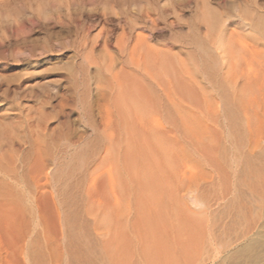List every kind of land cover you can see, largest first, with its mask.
Segmentation results:
<instances>
[{"label": "rangeland", "instance_id": "374dc122", "mask_svg": "<svg viewBox=\"0 0 264 264\" xmlns=\"http://www.w3.org/2000/svg\"><path fill=\"white\" fill-rule=\"evenodd\" d=\"M258 7L264 0H0V207L18 231L0 242V264H148L153 221L191 225L193 252L180 264H250L240 254L264 242L263 77L229 99L233 111L209 90L197 107L171 108L175 126L151 117L163 133L150 165L164 208L124 167L128 134L113 103L133 49L190 64L195 36L214 49L212 19L239 23Z\"/></svg>", "mask_w": 264, "mask_h": 264}, {"label": "bare ground", "instance_id": "6f19581e", "mask_svg": "<svg viewBox=\"0 0 264 264\" xmlns=\"http://www.w3.org/2000/svg\"><path fill=\"white\" fill-rule=\"evenodd\" d=\"M220 23L219 21L212 19L211 24H209L210 33H213L215 30L217 31H215V34L219 33V36L215 41H213L214 49H208L197 36H195L190 43H187L188 46L195 48L190 53L189 51L186 53L188 59L185 60L190 64L184 62V65L181 64L178 66V63L173 66L172 60H169L168 58H166L168 60H157L151 55V53L147 51V49H133L128 55V58L126 57L128 60H126V62H124L125 59L122 60V64L120 63V59L119 63L123 65H118L121 73L120 75L126 74L128 76L118 84V87H116L118 89V94L115 95L116 100H114L113 103V108L119 116L118 124L121 127L123 126L128 134V139H126L127 146L125 145L126 150H124L125 152L123 153L125 155L124 157H127V159L123 158V155L121 158L126 160V166L124 165V167H129L128 170H126L128 171V175L131 174L132 176V178H129L138 180V188H136V186L133 188H136L137 192L139 190L143 191V193H146L147 199L148 197L150 198L149 194H152L154 190L157 191L154 192V194H159L161 191L165 192L164 189H166L163 188V185H161V182H159L162 179L156 182L157 185L154 184L155 186H153V183L156 181L154 180L155 171L153 172L150 163L152 164L153 162L155 164V160L150 162V151L153 142H157L154 143L155 147L156 144L158 146L160 145L158 144L159 142H163L161 140L163 133L160 128L156 129L157 127H154L156 126V122H154L151 117L160 116V120L162 118L164 119V124L175 126V122L177 121H174L171 108L179 115V113H182V110L184 111L186 107H197V97L199 100L201 97H207L209 90L210 92H214L213 95H217L223 99V105L225 108H227V110L231 109V111H233L236 107L239 108V106L237 105V101L235 104H233L235 101L229 102V99L232 97L239 98L238 95H244V93H247L246 89H252L253 85L257 83V79H260L261 76L264 79V10L261 7L252 10L249 16L240 18L239 23L232 22L230 25H220ZM102 45L103 49L107 51L106 39L103 41ZM122 50L123 49H120L119 51ZM112 57L113 56L109 58V61L111 62L108 61L111 63V65L108 63L106 68H108L109 65L111 68L115 66L114 62H112ZM117 62L118 61H116V64ZM179 68L183 69L181 70ZM113 70L114 69H112V71ZM124 75L120 77H123ZM261 80L262 79H260V81ZM250 85L252 87L248 88ZM260 88H263V85L260 86L259 89ZM185 99L188 103H192L196 99L195 102H197V104L194 102L191 105L186 106L184 102ZM204 100L207 99L205 98ZM160 120H157L158 125H162V123H159ZM162 148L163 147L161 146V149ZM157 152L158 151L154 153L157 154ZM154 153L153 155H155ZM133 157L136 158L133 159ZM127 161H129V165H127ZM123 162L124 160L122 163ZM154 164L152 165L154 166ZM163 174L161 173V175ZM133 184L136 185L134 182ZM1 187L2 182L0 181V188ZM163 194L164 193H160L157 196L158 198L155 197V199L157 198L155 201H158L159 204L162 203V207L166 203V199L164 200ZM158 207H161V205ZM7 212L8 211H4L0 207V242H7L8 240H11L12 242L14 237L18 236L15 234L16 232L18 233V231H16L17 220H14L16 222L13 223L14 221L12 222L11 215H9ZM150 217H152V213ZM175 218L178 217L175 216ZM154 219L156 220V218ZM148 223L150 225V222ZM152 224L150 225V229L153 228L156 230V234L154 237H152V239H150L151 242L148 241L149 239L145 241L149 243H147L146 248L143 249L145 259L147 260L149 258L148 260L152 261L151 263H148L150 261L147 260V263L170 264L175 262L176 264V260H178V263L180 264L182 261L179 259L185 252L191 250L188 244L193 242H191L192 239L194 240L192 234V239L191 237L187 238L190 240L189 242L184 241V239H187L183 238L186 237V234L192 230L191 225L182 222ZM12 235L13 239H11ZM167 235H170L168 236L170 237V240H168ZM16 239L19 240V238ZM251 243L254 244V241H251ZM193 246L196 247V245ZM250 246L251 245L249 244V247ZM246 247L244 246V248ZM196 248H193V250L196 251ZM247 249L248 250L245 249V253L240 255H243L244 258L249 261L248 263L264 264V242H260L256 248L250 247ZM242 252H244V250ZM194 253L191 255L193 256ZM186 256L188 260L189 254ZM184 259H186V257ZM241 263L243 264V261Z\"/></svg>", "mask_w": 264, "mask_h": 264}]
</instances>
